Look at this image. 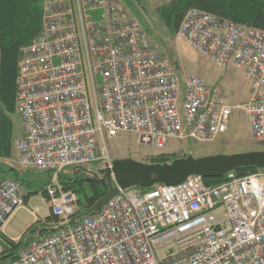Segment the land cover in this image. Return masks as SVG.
Listing matches in <instances>:
<instances>
[{"label":"built area","instance_id":"2783aa9c","mask_svg":"<svg viewBox=\"0 0 264 264\" xmlns=\"http://www.w3.org/2000/svg\"><path fill=\"white\" fill-rule=\"evenodd\" d=\"M177 35L215 66L243 69L249 99L231 104L222 83L182 74L124 0H43L41 30L18 62L24 130L15 147L19 169L50 173L43 192L62 226L13 259L4 226L25 195L19 181L4 180L0 264H264V169L230 171L219 183L195 174L176 185L119 187L85 215L61 181L69 167L104 159L111 168L106 141L125 133L158 148L212 142L236 107L264 143V29L192 7Z\"/></svg>","mask_w":264,"mask_h":264},{"label":"rangeland","instance_id":"374dc122","mask_svg":"<svg viewBox=\"0 0 264 264\" xmlns=\"http://www.w3.org/2000/svg\"><path fill=\"white\" fill-rule=\"evenodd\" d=\"M124 3L130 10V13L141 22L142 26L160 45L162 50L169 54L171 59L177 65H180V67L179 65L178 67L182 74L198 73L203 66L211 68L216 74H221L220 70L222 71V74L224 73L221 68H216L212 62L208 61L187 40L178 37L177 31L174 28H166L167 25L164 18L161 16L160 12H155L152 5L145 4V1L143 2L142 0H124ZM147 21L151 23L154 29L149 27ZM227 68H232L230 76L227 77V81H229L228 83L230 85L229 88H227L228 90H226L229 102L231 104H241L246 102L249 96L250 83L246 79L243 69H238L231 65ZM206 81L209 82L210 79L206 77ZM12 118L14 121L15 133L18 136L23 133V123L19 115H14ZM17 139L18 138H15V141ZM106 144L112 163L117 159H133L145 164H154V158L162 154H169L170 157L168 161L172 163L176 159L187 158L189 156L198 158L214 154H234L264 150V143L258 142L253 138L249 116L240 107H236L233 110L227 133L212 142H200L192 139H172L164 148H158L152 145L140 144L135 134L125 133L116 138L108 139ZM14 150L15 151H13L12 143V155L10 157L0 156L8 159L7 166L1 164L4 168L7 170L9 168H14V171H9L0 178V184L7 179L16 180L15 178L21 177L23 180L32 179L37 187L42 186L47 179V174L35 169H19L16 149L14 148ZM92 166L100 177L104 176L108 168L107 161L104 159L95 162ZM88 168H92L91 165L85 169L87 170ZM83 171L86 172L85 170ZM64 173L72 177L76 174L74 167L65 169ZM32 188H34L33 185L30 186V189ZM30 189L28 190L31 191ZM30 195L35 197L32 198V203L34 202L33 204H43V194L41 192L35 190ZM38 235V229L29 231L22 239V246L24 247L32 237H37ZM167 248L168 247H164L160 254L165 255ZM176 249L178 250L179 247H171L169 251H176Z\"/></svg>","mask_w":264,"mask_h":264},{"label":"trees","instance_id":"16d2710c","mask_svg":"<svg viewBox=\"0 0 264 264\" xmlns=\"http://www.w3.org/2000/svg\"><path fill=\"white\" fill-rule=\"evenodd\" d=\"M196 7L213 14L233 19L242 24H252L264 29V0H175L169 6H163L160 14L167 26L176 31L186 12ZM43 0H0V156L12 155L13 123L11 114L16 112L17 68L21 48L31 43L39 34L42 26ZM169 154L154 158L153 163L171 164ZM170 162V163H169ZM88 166L74 168L75 176L61 174L66 190L74 191L79 200V215L91 214L96 204L109 190L106 181H97L83 170ZM261 169L241 168L238 176H245ZM8 170L0 164V178ZM209 183H219L223 178H208ZM10 256L18 257L23 248L22 241L11 239Z\"/></svg>","mask_w":264,"mask_h":264},{"label":"water","instance_id":"95a60500","mask_svg":"<svg viewBox=\"0 0 264 264\" xmlns=\"http://www.w3.org/2000/svg\"><path fill=\"white\" fill-rule=\"evenodd\" d=\"M255 167L264 169V150L234 154H214L203 157L189 156L174 160L171 164H145L133 159H117L108 167L104 176L97 172L91 179L107 181L110 190L95 206L94 212L118 193L119 187L141 186L151 188L157 184L176 185L191 175H202L206 179L223 178L230 171ZM93 212V213H94Z\"/></svg>","mask_w":264,"mask_h":264},{"label":"crops","instance_id":"0c3cea01","mask_svg":"<svg viewBox=\"0 0 264 264\" xmlns=\"http://www.w3.org/2000/svg\"><path fill=\"white\" fill-rule=\"evenodd\" d=\"M142 1L143 2L145 1V4L147 3L148 5L149 4L152 5L155 12L159 13L160 9L163 6H169L175 0H142ZM147 23L151 29H154V27H152L149 21H147ZM166 28H169V26H166ZM0 57H1V53H0ZM174 60L177 62L175 58ZM215 67L221 68L224 71V73L222 74V71L220 70L221 74L220 73L216 74L211 70V68L203 66L200 68L197 74L201 75L205 79V81H206V77H208L210 81L209 82L206 81V82L211 85L216 83H222L225 89L228 90L227 88H229L230 85L228 83L229 81H227L228 80L227 77L230 76L231 74L230 72L232 68L218 67V66ZM249 96H250V88H249ZM0 107H1V103H0ZM14 115H18V113L15 112L11 114V118ZM12 123H13L12 143H13V151H15L14 148L16 149L15 147L16 141L21 137L22 134H19L18 136L16 135L13 118H12ZM15 138L18 139L15 141ZM7 160H8L7 158L0 157V164H4L5 166H7L8 165ZM91 167L92 168H88L87 170L85 169L86 171L85 173L87 175L94 176V172H96V170L93 168L92 165ZM45 173L47 174V179L45 183L40 187H37L35 183L32 181V179L23 180L21 177L15 178L21 184L22 191L25 195V204L19 207L6 222L4 226V234L7 238L16 241H22V239L26 236V234L29 231H33L34 229L39 230V235L37 237H40L55 232L62 226L61 222L52 215L51 205L46 199V195L43 193V188L47 184L50 176V173L48 172ZM32 185L34 186V188L30 189V186ZM28 189H30L31 191H29ZM35 190L43 194V204H38V203L33 204L34 202L32 203V198L34 196H31L30 194ZM37 237H32V238H37Z\"/></svg>","mask_w":264,"mask_h":264}]
</instances>
